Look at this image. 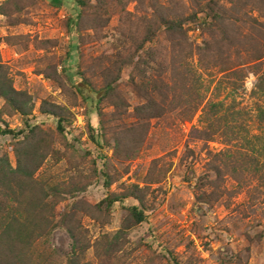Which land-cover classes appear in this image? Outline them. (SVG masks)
<instances>
[{
  "label": "rangeland",
  "instance_id": "374dc122",
  "mask_svg": "<svg viewBox=\"0 0 264 264\" xmlns=\"http://www.w3.org/2000/svg\"><path fill=\"white\" fill-rule=\"evenodd\" d=\"M101 1L70 36L75 0H0V77L15 92L0 96V126L35 129L0 136V165L28 164L53 211L30 264H264V0H215L234 8L226 29L188 28L179 47L158 34L141 50L155 2ZM175 1L190 12L191 0H156ZM80 75L96 89L117 78L99 115ZM109 193L121 199L107 211ZM131 206L145 222L131 223Z\"/></svg>",
  "mask_w": 264,
  "mask_h": 264
},
{
  "label": "trees",
  "instance_id": "16d2710c",
  "mask_svg": "<svg viewBox=\"0 0 264 264\" xmlns=\"http://www.w3.org/2000/svg\"><path fill=\"white\" fill-rule=\"evenodd\" d=\"M54 1L59 2L60 0ZM93 1L96 3L94 4L95 9L92 16L98 11V9L102 8V10H106L104 7L105 3L103 1ZM153 1L159 9L141 19V22L147 25L145 27L141 43L139 44L140 50L146 43L153 41L154 37L158 34L168 36L167 39L171 42L172 47H175V45L179 47L184 43L188 28H198L207 33H212L219 25H222L224 29H226L225 25L231 22L230 19L233 14L231 9H234L231 7L227 9L215 0H209L202 5L198 3V0H191L192 8L190 12L185 13L186 8L180 1L174 2L175 8L173 7L171 10L165 9L163 11V8L157 4L156 0ZM220 1L233 6V4L241 0ZM90 2L91 0H75L74 6L76 8V12L68 19L67 22V31L70 36H74L78 32L81 20L85 17V13L92 6ZM185 27H187V29H185ZM222 35L224 36L222 41L231 46L232 43L225 31L224 33L222 32ZM174 38H177L178 40H175ZM74 54L73 50L68 53V56H70L69 61L72 59ZM254 57L256 61H260L263 56L255 55L253 58ZM259 64L260 62L258 65ZM70 66L71 65H68L64 70L70 72L72 70V67ZM116 77H118V74ZM176 77L187 76L176 75ZM116 79L117 78L108 82L106 81L105 85L99 89L93 87L91 83L81 75L76 79V81H74L75 79L72 80L73 83L76 82L74 83L76 91L80 93L84 101H91V104L99 115L100 104L104 100L109 99L114 93L112 84L116 81ZM255 88L254 92L256 91V93L264 99L263 74L257 77ZM14 93L15 92L12 88L8 85L6 77H0V96L6 101H9L12 100V95ZM218 106H221V103L214 104L210 108L211 110H215ZM17 111L22 116L25 115L22 110L17 109ZM259 117L260 119H264V112L260 111ZM58 130L61 132L63 131L60 120L58 122ZM34 131V127H31L27 122L24 123V128L19 131H13L7 127L0 126V136L8 135L14 138L23 136V139H33V137H35ZM26 132L30 134V137L25 134ZM20 142L29 145L25 143V141ZM37 152L39 151H34L33 149L30 153L34 155V153L37 154ZM30 153L29 155H31ZM18 162L20 161L18 160ZM29 162H33V159L30 158ZM28 171V164L24 166L23 164H19L16 169H12L10 166H4V164L0 165V172L4 175V184L3 186L0 184L2 186H0V189H2L0 190V264H30V249L33 243L43 237L47 231L51 230L54 224L52 221L53 211L50 208H44L47 207L44 205V196L40 193L36 195V193L33 192L36 183L33 180L32 172L29 173ZM105 177H107V175H105ZM15 178L17 180H15ZM109 185L110 184L106 180L104 184L105 188L108 189ZM131 192L133 193V191ZM133 196L142 205V197H138L136 194H133ZM120 199L121 198L118 196L109 193L100 202V205H105V208L108 211L111 209L113 204L120 201ZM126 210L129 213V220H131L132 224L140 225L146 221L144 210L138 206L127 207Z\"/></svg>",
  "mask_w": 264,
  "mask_h": 264
}]
</instances>
